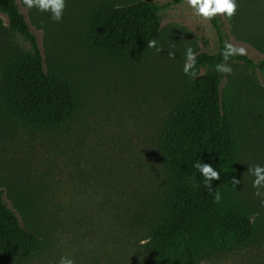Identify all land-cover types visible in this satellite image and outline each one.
I'll list each match as a JSON object with an SVG mask.
<instances>
[{
  "label": "rangeland",
  "instance_id": "obj_1",
  "mask_svg": "<svg viewBox=\"0 0 264 264\" xmlns=\"http://www.w3.org/2000/svg\"><path fill=\"white\" fill-rule=\"evenodd\" d=\"M36 35L47 71L71 80L80 97L71 124L53 132L22 129L0 108V190L40 234L43 247L32 258L0 253V264H153L147 233L133 218L163 194L166 180L157 156V137L191 80L185 52L219 54L225 43L246 49L252 64L231 57L222 88L244 102L238 193L258 219L261 245L217 256L202 264H264V188L253 187L254 165L264 166V0H237L226 20L193 15L186 0H66L63 19L27 9L16 0ZM138 1L160 7L163 40L152 56L132 63L110 62L87 49L83 19L94 5ZM31 52L28 41L9 30L0 12V56ZM176 53L170 58L168 52ZM210 67V72H217ZM239 100V99H238ZM259 193V195H257ZM18 207V208H17ZM146 241V243H143Z\"/></svg>",
  "mask_w": 264,
  "mask_h": 264
},
{
  "label": "trees",
  "instance_id": "obj_2",
  "mask_svg": "<svg viewBox=\"0 0 264 264\" xmlns=\"http://www.w3.org/2000/svg\"><path fill=\"white\" fill-rule=\"evenodd\" d=\"M160 10L150 1L94 5L83 19L84 44L110 62L146 59L163 40ZM0 12L7 18L9 30L32 48L31 52L19 50L0 56L3 114L16 126L37 132L69 126L80 106L75 84L61 73L46 70L37 37L16 0H0ZM212 22L220 31L217 19ZM150 40H155L157 47L149 48ZM222 51L196 56L193 68L206 72L191 80L157 137L166 187L159 200L133 218L147 233L153 264H202L261 245L258 219L242 205L238 184L232 183L233 178L239 181L243 98L222 88L224 74L208 70L224 63ZM235 57L252 64L245 56ZM259 107L264 128V99ZM197 162L219 171L212 192L193 167ZM214 192L221 194L219 204L213 200ZM20 211L26 223L0 190V253L29 259L42 249L43 241Z\"/></svg>",
  "mask_w": 264,
  "mask_h": 264
},
{
  "label": "clouds",
  "instance_id": "obj_3",
  "mask_svg": "<svg viewBox=\"0 0 264 264\" xmlns=\"http://www.w3.org/2000/svg\"><path fill=\"white\" fill-rule=\"evenodd\" d=\"M27 9L35 8L37 11L42 13H48L50 18L54 22H60L63 19L66 0H23ZM188 7L192 9L193 15L200 17L205 21H211L218 15H222L224 19L230 20L237 11V0H186ZM149 48L157 47L155 40L148 42ZM157 51L161 49L157 48ZM168 55L170 58H175L176 53L169 51ZM246 55V49L243 47H235L230 43H225L224 49L221 53L222 60L224 63H218L216 65L217 73L231 74L232 67L228 64V61L233 56H244ZM196 53L192 48H188L185 52V64L183 72L185 75L191 74V69L195 65ZM199 172L203 185L209 190L213 191L212 182L220 178V173L215 170L210 164L197 162L193 165ZM248 171L253 175V187L264 188V166L259 164L248 168ZM240 181L233 178L232 183L238 184ZM259 195V193H257ZM222 197L219 192H214L213 200L219 204ZM143 243H146L144 241ZM58 264H75V261L68 256H61Z\"/></svg>",
  "mask_w": 264,
  "mask_h": 264
}]
</instances>
